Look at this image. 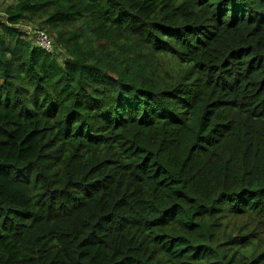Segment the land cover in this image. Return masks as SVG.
Here are the masks:
<instances>
[{
    "label": "trees",
    "instance_id": "obj_1",
    "mask_svg": "<svg viewBox=\"0 0 264 264\" xmlns=\"http://www.w3.org/2000/svg\"><path fill=\"white\" fill-rule=\"evenodd\" d=\"M235 263L264 264V0L6 4L0 264Z\"/></svg>",
    "mask_w": 264,
    "mask_h": 264
},
{
    "label": "built area",
    "instance_id": "obj_2",
    "mask_svg": "<svg viewBox=\"0 0 264 264\" xmlns=\"http://www.w3.org/2000/svg\"><path fill=\"white\" fill-rule=\"evenodd\" d=\"M30 32V29H28L27 33ZM37 43L47 51L51 52L53 50V42L52 38L49 34L45 32H39L37 34Z\"/></svg>",
    "mask_w": 264,
    "mask_h": 264
},
{
    "label": "rangeland",
    "instance_id": "obj_3",
    "mask_svg": "<svg viewBox=\"0 0 264 264\" xmlns=\"http://www.w3.org/2000/svg\"><path fill=\"white\" fill-rule=\"evenodd\" d=\"M13 2L14 0H0V11L6 4H12Z\"/></svg>",
    "mask_w": 264,
    "mask_h": 264
},
{
    "label": "clouds",
    "instance_id": "obj_4",
    "mask_svg": "<svg viewBox=\"0 0 264 264\" xmlns=\"http://www.w3.org/2000/svg\"><path fill=\"white\" fill-rule=\"evenodd\" d=\"M235 264H240V263H235Z\"/></svg>",
    "mask_w": 264,
    "mask_h": 264
}]
</instances>
